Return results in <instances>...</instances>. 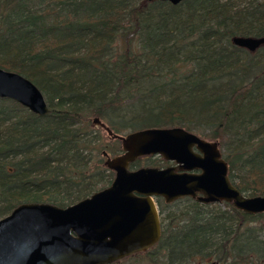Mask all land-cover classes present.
I'll use <instances>...</instances> for the list:
<instances>
[{"label": "trees", "instance_id": "obj_1", "mask_svg": "<svg viewBox=\"0 0 264 264\" xmlns=\"http://www.w3.org/2000/svg\"><path fill=\"white\" fill-rule=\"evenodd\" d=\"M235 36H264V0H0V68L34 83L48 108L36 115L0 98V217L26 202L64 207L110 183L101 152L120 145L94 116L114 134L179 126L216 141L232 185L264 195V46L247 52ZM161 204L159 240L131 256L264 264V213L190 197Z\"/></svg>", "mask_w": 264, "mask_h": 264}, {"label": "water", "instance_id": "obj_2", "mask_svg": "<svg viewBox=\"0 0 264 264\" xmlns=\"http://www.w3.org/2000/svg\"><path fill=\"white\" fill-rule=\"evenodd\" d=\"M160 1L175 5L181 0ZM231 42L253 51L264 45V36H235ZM0 98L36 115L48 111L34 83L2 68ZM90 121L120 144L117 154L101 152L103 165L113 172L110 183L64 207L37 202L16 205L0 217V264H106L147 251L161 232L154 197L165 203L180 197L203 204L226 202L246 214L264 213V195L245 196L229 181L216 141L179 126L120 135L97 116ZM154 155L174 165L128 168L135 159Z\"/></svg>", "mask_w": 264, "mask_h": 264}, {"label": "rangeland", "instance_id": "obj_3", "mask_svg": "<svg viewBox=\"0 0 264 264\" xmlns=\"http://www.w3.org/2000/svg\"><path fill=\"white\" fill-rule=\"evenodd\" d=\"M264 46V45H263ZM245 49V48H244ZM247 52H252V51H248L247 49H245ZM242 52H244L243 50H241ZM254 51V50H253ZM125 115V112H124V109H122V110H120V111H116V113H115V117H117V116H120V118L121 117H123ZM101 137H102V140H103V142L105 143V145H107V147H110L111 145H113L112 143H111V141L104 135V133H102L101 134ZM115 142V141H114ZM117 143V142H116ZM115 143V144H116ZM106 147V148H107ZM110 149L111 150H113V148L112 147H110ZM119 153V152H118ZM110 155V154H109ZM114 155V154H113ZM110 156H112V155H110ZM152 157H154V158H156L157 159V165L158 166H160V167H165V166H168L169 165V161H164L163 159H161L159 156H156V155H154V156H152ZM141 160H140V162H139V167H142V166H147V165H149V164H151V160H149V159H143V157L142 158H140ZM103 161H104V158H103ZM141 164V165H140ZM154 202H155V204H158L160 207H162V198H160V197H158V198H154ZM181 203H183V202H180V203H178L179 205L181 204ZM157 205V206H158ZM150 249V248H149ZM139 253H142V252H139ZM156 253H157V251L156 252H154V253H152V255H156ZM134 254H136V253H134ZM134 254H132V255H134ZM131 255H129V256H127V257H124V258H122L123 259V261H122V264H150L149 262H148V257H146V256H138V257H134V256H131ZM121 260V259H120ZM194 264H215L213 261H207V262H202V263H198V261L197 262H195Z\"/></svg>", "mask_w": 264, "mask_h": 264}, {"label": "flooded vegetation", "instance_id": "obj_4", "mask_svg": "<svg viewBox=\"0 0 264 264\" xmlns=\"http://www.w3.org/2000/svg\"><path fill=\"white\" fill-rule=\"evenodd\" d=\"M164 161H165V160H164ZM171 165H174V163H173V162H169V165H168V166H171ZM165 167H166V166H165ZM128 168H129V169H136V168H130V167H129V164H128ZM137 168H138V167H137ZM160 168H163V167H160ZM154 198H155V197H154ZM154 198H153V199H154ZM156 198H158V197H156ZM160 198H161V197H160ZM162 200H163V199H162Z\"/></svg>", "mask_w": 264, "mask_h": 264}]
</instances>
